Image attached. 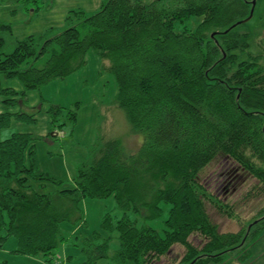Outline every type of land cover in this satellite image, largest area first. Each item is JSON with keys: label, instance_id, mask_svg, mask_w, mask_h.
<instances>
[{"label": "trees", "instance_id": "obj_1", "mask_svg": "<svg viewBox=\"0 0 264 264\" xmlns=\"http://www.w3.org/2000/svg\"><path fill=\"white\" fill-rule=\"evenodd\" d=\"M251 7L252 0H102L93 14L69 11L63 29L28 35L10 52L0 34V99L17 108L0 112V129L12 120L36 124L43 108L25 111L36 108L26 105V92L82 68L93 49L115 79L116 105L142 137L128 152L119 139L98 138L66 179L40 171L35 149L63 125L61 106H47L45 136L16 131L0 139V251L12 236V253L42 255L52 264L66 239L60 224L83 219L81 200L112 196L120 216L103 215L106 236L96 230L74 235L85 264L107 256L114 233L115 264H154L176 244L184 248L176 264L247 262L249 246L264 231V202L238 232H220L206 204L228 217L238 214L201 176L226 157L255 179L256 197L264 201L263 54L248 51L241 22ZM193 19L199 20L191 27ZM0 29L11 33L9 24ZM9 78L22 89L1 84ZM75 117L71 110L68 119ZM159 219L162 234L149 223ZM196 234L199 246L191 242Z\"/></svg>", "mask_w": 264, "mask_h": 264}, {"label": "rangeland", "instance_id": "obj_2", "mask_svg": "<svg viewBox=\"0 0 264 264\" xmlns=\"http://www.w3.org/2000/svg\"><path fill=\"white\" fill-rule=\"evenodd\" d=\"M142 1L148 3L152 0ZM101 3L102 0H0V25L11 26V33L0 29L4 38V51H12L16 41L28 35L39 36L48 28L63 29L69 11L81 10L83 15L88 16L96 12ZM198 20L193 19L188 23L194 27ZM243 27L249 32L248 51L252 54L262 53L261 63L264 66V0H255L253 14ZM240 54L245 56L244 53ZM37 65L40 66L41 63ZM1 84L13 88L22 86L15 78L1 79ZM116 92L113 75L102 69V59L90 49L86 54V64L82 68L65 78L55 79L39 89L26 92V105L31 107L35 104L36 108H24L25 111L36 112L37 104L42 105V111L36 115L37 123L26 124L12 120L9 127L0 129V139H5L16 131L46 134L50 117L44 109L49 104L61 106L63 125L54 128V136L37 141L35 149L40 171L48 172L56 178H71L76 174L78 165L87 158L89 149L102 136L119 139L127 152L136 150L141 145L142 137L132 132L124 111L115 103ZM1 108L0 111L4 108L8 112L13 111L12 107L3 105L0 99ZM71 110H76L74 120L68 119ZM201 181L221 200L230 205L234 204L238 214L228 217L207 203L206 210L217 223L220 232H238L244 227L246 218L252 217L264 202L261 197H256L255 179L226 157L221 156L213 161L201 176ZM53 188L48 185L46 190ZM247 193L249 195L246 197ZM80 210L83 216L81 221H63L60 224L62 235L66 239L60 241L52 264H85L87 255L81 250L82 246L74 235L96 230L106 236L101 229L103 215L110 212L113 216H120L112 196L105 199H82ZM149 223L162 234V219ZM201 239L196 234L191 237V242L199 246ZM15 246L16 240L10 236L0 251V258L6 264H49L42 255L30 257L12 253ZM117 247L118 240L114 233L109 241L107 256L98 259L96 264H115L110 258ZM249 248L250 258L247 262L229 258L223 263L210 264H264V231ZM183 253L184 248L176 244L168 255L154 264H176Z\"/></svg>", "mask_w": 264, "mask_h": 264}, {"label": "crops", "instance_id": "obj_3", "mask_svg": "<svg viewBox=\"0 0 264 264\" xmlns=\"http://www.w3.org/2000/svg\"><path fill=\"white\" fill-rule=\"evenodd\" d=\"M17 91H20L21 89H22V86H16V87H14ZM2 103V102H1ZM32 106H35V104L34 105H32ZM0 110H2V108L0 109ZM15 110H17V108H15V109H13V111H15ZM44 110H46V109H44ZM12 111V112H13ZM0 112H5V108H4V110L3 111H0ZM49 121H50V119H49ZM46 129V128H45ZM44 129V130H45ZM49 127L46 129V131H47V133L49 132ZM46 133V134H47ZM46 134H43V135H40V136H45Z\"/></svg>", "mask_w": 264, "mask_h": 264}, {"label": "water", "instance_id": "obj_4", "mask_svg": "<svg viewBox=\"0 0 264 264\" xmlns=\"http://www.w3.org/2000/svg\"><path fill=\"white\" fill-rule=\"evenodd\" d=\"M254 6H255V0H252V7H251V10H250V14H249V16L246 19H244V20L241 21L242 23L247 22L251 18L252 14H253V8H254Z\"/></svg>", "mask_w": 264, "mask_h": 264}]
</instances>
